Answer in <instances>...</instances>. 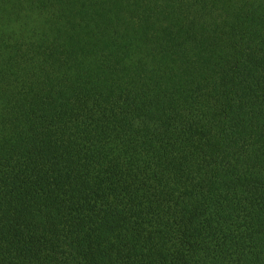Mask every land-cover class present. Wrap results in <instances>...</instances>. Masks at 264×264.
<instances>
[{"label": "trees", "instance_id": "16d2710c", "mask_svg": "<svg viewBox=\"0 0 264 264\" xmlns=\"http://www.w3.org/2000/svg\"><path fill=\"white\" fill-rule=\"evenodd\" d=\"M0 264H264V0H0Z\"/></svg>", "mask_w": 264, "mask_h": 264}]
</instances>
